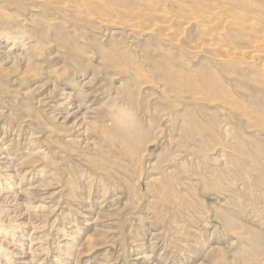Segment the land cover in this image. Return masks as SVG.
<instances>
[{"label": "rangeland", "instance_id": "374dc122", "mask_svg": "<svg viewBox=\"0 0 264 264\" xmlns=\"http://www.w3.org/2000/svg\"><path fill=\"white\" fill-rule=\"evenodd\" d=\"M23 1L0 0V264H264L262 63L147 26L154 5L219 6L234 26L217 43L255 40L264 0Z\"/></svg>", "mask_w": 264, "mask_h": 264}, {"label": "bare ground", "instance_id": "6f19581e", "mask_svg": "<svg viewBox=\"0 0 264 264\" xmlns=\"http://www.w3.org/2000/svg\"><path fill=\"white\" fill-rule=\"evenodd\" d=\"M7 1V0H6ZM16 1V0H15ZM20 1V0H19ZM23 1V0H22ZM31 1V0H30ZM35 2L37 1V0H34ZM34 1H33V3H34ZM42 1V0H41ZM45 1H47V0H45ZM45 1H43L44 2V4H45ZM54 1H56V3L55 2H53V0H52V2L54 3V4H52L51 5V2H50V4L48 5L47 4V6H57V3H60V5H61V3H63L61 6H63L64 8L65 7H69V8H71V3L73 2H70V0H54ZM76 2H77V0H75ZM78 1H81V0H78ZM119 1H121V0H119ZM139 1V0H138ZM161 1V0H160ZM163 1V0H162ZM170 1V0H169ZM169 1H166L167 3H169ZM173 1V0H172ZM175 1V0H174ZM174 1H173V3H174ZM176 1H178V0H176ZM175 1V2H176ZM184 1V0H183ZM203 2V1H207V0H194V2ZM211 1V0H210ZM228 1H230V0H228ZM236 1V0H235ZM23 2H26L27 3V1H23ZM38 2V1H37ZM37 2H36V4H37ZM40 2V1H39ZM38 2V3H39ZM43 2L41 3V4H43ZM47 2H49V1H47ZM102 2H105V1H102ZM140 2H142L141 0H140ZM147 2V1H146ZM165 2V1H164ZM232 2V1H231ZM234 2V1H233ZM10 3V2H9ZM15 2H13V4H14ZM17 3V2H16ZM20 3V2H19ZM25 3V4H26ZM31 3H32V1H31ZM78 3V2H77ZM83 3V2H82ZM95 3V2H94ZM123 2H121V4H122ZM138 3V2H137ZM136 3V4H137ZM143 3H145L144 1H143ZM172 2H170V5H172L173 4ZM228 3V2H227ZM76 3H74V5H75ZM103 4V3H102ZM102 4H101V7H102ZM135 4V3H134ZM141 4V3H140ZM151 4V3H150ZM155 4H157L156 2H155ZM200 4V3H199ZM212 4V3H211ZM222 4H224L223 2H222ZM229 4V3H228ZM231 4H233V3H231ZM18 5V4H17ZM30 5H32V4H30ZM59 5V4H58ZM91 5V4H90ZM152 5H154V3H152ZM166 5V4H165ZM169 5V7H171V8H173L172 6H170ZM177 5V4H176ZM193 5V4H192ZM202 5V4H201ZM207 5L209 6V4L207 3ZM207 5H203V6H201V7H204V6H207ZM225 6H226V3L224 4ZM19 6H22V4L20 3V5ZM42 6V5H41ZM93 6V5H92ZM91 6V7H92ZM105 6V9H106V5H104ZM108 6V5H107ZM126 6V5H125ZM125 6H123V7H125ZM138 6V5H137ZM141 6V5H140ZM156 6V7H155ZM164 6V5H163ZM175 6V5H174ZM178 6H179V4H178ZM194 6H196V5H194ZM44 7V6H43ZM72 7H74V6H72ZM77 7V6H76ZM79 7V6H78ZM83 7V6H82ZM146 7V6H145ZM151 7V6H150ZM154 7H155V9H153L152 11H153V13L151 14V20H152V24H149L148 22H146V23H148L149 25H147V26H149V29H153V27H156L155 29H157V31L159 30L161 33H159V34H157V35H159L160 36V34H163L164 33V35L168 38H170V39H173V40H176V41H182V43L181 44H183L184 43V45H186V42L189 40V39H192V38H190L191 36L192 37H194L193 36V33H192V31L194 32V33H197L198 35H201V36H203L204 38H203V40H204V43L202 44V45H200V46H196L197 47V49H200V50H205V51H207L206 53H209V54H214L215 55V59L217 58V56H222V58H225V57H233V55H234V57L235 56H238V57H240V59L241 58H243V60H244V62H245V60L246 59H244V58H248V59H250V61L251 60H255L254 62H256V61H258V63L259 62H261L262 64V69H261V74H263V75H261V76H264V33L262 32L263 31V29H262V34L260 35L259 33H260V31L259 32H257L256 33V35L257 34H259L260 36H258V38L256 39V37H255V35L253 36V37H255V40H250V41H247L248 39H246V40H244V39H242L243 37H240L241 39H237V40H235V39H233V41L230 43V44H228V43H226V45L225 46H223V45H221V44H219V43H217V40L218 39H220L221 37H222V35H223V32L226 30V29H228L230 26H231V22L228 20L229 19V17H228V10H227V8H225V7H214V8H211L210 9V7H209V10L208 11H206L207 10V8H206V10H205V12H203V14L201 15V14H198V13H196V10H189L190 11V13L189 14H186V15H184V16H182V17H180V16H177L176 18H174V17H171V16H168V15H166L165 13H162L163 12V7L161 6V7H158L157 5H154ZM189 7H191V5L189 6ZM213 7V6H212ZM59 8V7H58ZM75 8V7H74ZM126 8V7H125ZM132 8V7H131ZM141 8V7H140ZM196 9V7H191V9ZM197 8H199V7H197ZM23 9V8H22ZM92 9H94V8H92ZM105 9H103L102 11H105ZM108 9V8H107ZM124 9V8H123ZM127 9V8H126ZM133 9H134V7H133ZM166 9V8H165ZM164 9V10H165ZM190 9V8H189ZM231 9V8H230ZM39 10V9H38ZM66 10H68V8H66ZM72 10V9H71ZM112 10V9H111ZM129 10V9H128ZM135 10V9H134ZM161 10H162V12H161ZM198 10V9H197ZM37 11V10H36ZM84 11V10H83ZM110 11V9L107 11V12H109ZM127 11V10H126ZM142 12H144L143 10H141ZM168 11H169V9H168ZM234 11V10H233ZM69 12V11H68ZM86 11H84V13H85ZM93 12V11H92ZM129 12H131V11H129ZM134 12V11H133ZM4 13V12H3ZM87 13V12H86ZM86 13L84 14V15H86ZM110 13H111V11L108 13L109 15H110ZM128 13V12H127ZM135 13V12H134ZM133 13V16H135V14ZM137 13V12H136ZM147 13H149V11H147L146 12V14ZM169 13H171L170 11H169ZM168 13V14H169ZM20 14V13H19ZM77 14V13H76ZM102 14V13H101ZM131 14V13H130ZM130 14H129V17H130ZM139 14H141V13H139ZM172 15H174V13L172 12L171 13ZM178 14H180V13H178ZM232 14H236V13H232ZM243 14V13H242ZM241 13H240V15L241 16H243ZM106 15V14H105ZM111 15H113L112 13H111ZM231 15V14H230ZM3 16H4V14H2V16H0V17H2L3 18ZM16 16V15H15ZM15 16H14V20L15 21H17L16 19H15ZM82 16V15H81ZM92 16V15H91ZM101 17H104L103 15H100ZM114 16V15H113ZM132 16V15H131ZM137 16H139V15H137ZM136 16V17H137ZM175 16H176V14H175ZM236 16V15H235ZM239 16V15H238ZM240 16V17H241ZM246 16V15H245ZM245 16H244V18H245ZM5 17H7V16H4V22L6 23V19H5ZM84 18H85V16H83ZM86 17H88V16H86ZM107 17V16H106ZM110 17H112V16H110ZM115 17V16H114ZM128 17V16H127ZM141 17H142V15H141ZM239 17V18H240ZM249 16H247V18H248ZM8 18V17H7ZM19 18V17H18ZM89 18V17H88ZM87 18V19H88ZM116 18V17H115ZM132 18V17H131ZM135 18V17H134ZM138 18H140V17H138ZM238 18V17H237ZM256 18V17H255ZM101 19V18H100ZM114 19V18H113ZM144 20L146 19L145 18V15H144V18H143ZM250 19V18H249ZM7 20H9V19H7ZM13 20V19H12ZM11 19H10V21H12ZM91 20H93V19H91ZM106 20V19H105ZM104 20V21H105ZM111 20V19H110ZM114 20H116V19H114ZM139 20V19H138ZM242 19H240L239 21H241ZM245 20H246V18H245ZM20 21H21V19H20ZM97 21V20H96ZM96 21H95V23H96ZM123 21V20H122ZM140 21V20H139ZM139 21L137 22V21H131V22H127L126 21V23H121L120 25H123L124 26V28L125 27H135V28H140V27H142L143 25H145V24H143L142 26H141V22L139 23ZM248 21V20H247ZM247 21H245V22H247ZM3 22V23H4ZM8 22V21H7ZM51 22V21H50ZM94 22V21H93ZM92 22V23H93ZM106 22V21H105ZM107 22H108V20H107ZM111 22H113V21H111ZM110 22V23H111ZM125 22V21H124ZM143 22V21H142ZM241 22H243V21H241ZM240 22V23H241ZM4 23V24H5ZM53 23H54V21H53ZM109 23V22H108ZM110 23H109V25H110ZM151 23V22H150ZM244 23V22H243ZM250 23V21L248 22V24ZM255 23V22H254ZM254 23H251V24H249L251 27H254L253 29H258L259 27L257 26V25H255ZM258 23V25H259V22H257ZM7 24V23H6ZM13 24V23H12ZM11 24V25H12ZM236 24H238V25H241V24H239L238 22L236 23ZM235 24V25H236ZM247 24V23H246ZM246 24H244L245 26H246ZM247 24V25H248ZM10 23H9V25L7 24V28H6V26L4 27V28H6L7 29V31L10 29ZM100 25V24H99ZM2 26V25H1ZM0 26V27H1ZM9 26V27H8ZM98 26V25H97ZM96 26V27H97ZM101 26V25H100ZM111 26V25H110ZM109 26V27H110ZM114 25H112L111 27H113ZM118 26V25H117ZM123 26H121L120 28L122 29V27ZM147 26H146V28H144V29H147ZM176 26V27H175ZM177 26H178V29H177ZM193 26H195V28H193ZM234 25H232L231 27H233ZM237 26V25H236ZM235 26V27H236ZM260 27L262 26L261 24L259 25ZM12 27V26H11ZM14 27H16L17 28V26L15 25ZM20 28H21V26H19ZM18 27V28H19ZM26 27V26H25ZM181 27V28H180ZM4 28H0L1 30L2 29H4ZM9 28V29H8ZM100 28V27H99ZM99 28H98V30H99ZM102 28V27H101ZM105 27H103V29H104ZM114 28V27H113ZM180 28V29H179ZM237 28V27H236ZM248 28V27H247ZM14 28L12 27V29L11 30H13ZM24 28H21V32L23 33V31H25V29L23 30ZM28 29V28H27ZM106 29V28H105ZM104 29V30H105ZM110 29V28H109ZM112 29V28H111ZM144 29H139L140 30V33H141V31L142 30H144ZM240 29V28H239ZM261 29V28H260ZM259 29V30H260ZM5 30V29H4ZM11 30H10V32H11ZM23 30V31H22ZM104 30H102V31H104ZM117 30H119V29H117ZM128 30V29H127ZM137 30V29H136ZM138 30V31H139ZM231 30V32H232V29H230L229 28V31ZM247 30V29H246ZM250 30V29H249ZM252 30V29H251ZM250 30V31H251ZM13 31H15V30H13ZM28 31H29V29H28ZM27 31V33H28V37L30 36V34H29V32ZM96 31H97V28H96ZM114 31V30H113ZM124 31H126V30H124ZM137 31V32H138ZM145 31V30H144ZM228 31V32H229ZM237 31H240V30H237ZM248 31V30H247ZM255 31H257V30H254V31H252V32H254L255 33ZM1 32V31H0ZM17 32H19L18 30H17ZM21 32H19V33H17V35L18 34H20ZM92 32H94V31H92ZM98 32V31H97ZM99 32H100V30H99ZM110 32V31H109ZM143 32V31H142ZM145 32H148L149 33V35H150V32H151V30H146ZM190 32L192 33L191 35H190ZM227 32V33H228ZM243 32H245L244 30H243ZM16 32H14V34H15ZM26 33V34H27ZM118 32H116V34L115 35H119V34H117ZM126 33V32H125ZM148 33H146V34H148ZM154 33H156V32H154ZM153 32H152V34H154ZM225 33V32H224ZM226 33V34H227ZM236 33V32H235ZM12 34V33H11ZM25 34V35H26ZM96 34V33H95ZM101 34V33H100ZM128 33H126V35H127ZM138 34V33H137ZM142 34V33H141ZM146 34H144V32H143V34H142V36H144V35H146ZM151 34V36L154 38V36ZM226 34H224V38L226 37L225 35ZM239 34V33H238ZM2 35V34H1ZM0 35V37H2ZM5 35H7L8 36V34H5ZM21 35V34H20ZM24 35V34H23ZM131 35V34H130ZM136 35V34H135ZM139 35V34H138ZM138 35H136V36H138ZM148 35V36H149ZM155 35V34H154ZM163 35V38L165 37ZM189 35H190V37H189ZM195 35V34H194ZM240 36L242 35L241 33L239 34ZM243 35H244V33H243ZM242 35V36H243ZM251 34L249 33L248 34V36H246V38L247 37H249ZM16 36V35H15ZM123 36H124V34H123ZM131 36H133V35H131ZM130 36V37H131ZM162 36V35H161ZM245 36V35H244ZM14 37V36H13ZM16 37H18V36H16ZM21 37V36H20ZM27 37V38H28ZM140 37V36H139ZM147 37V36H146ZM197 37V36H196ZM198 37H200V36H198ZM25 38H26V36H25ZM99 38H100V36H99ZM133 38H134V36H133ZM142 38V37H141ZM159 38V37H158ZM168 38V39H169ZM189 38V39H188ZM7 39V38H6ZM18 39V38H17ZM32 39H33V37H32ZM31 39V36H30V40H32ZM150 39H151V37H150ZM164 39H166V38H164ZM12 40V39H11ZM34 40V39H33ZM112 40V39H111ZM154 40V39H153ZM160 40V39H159ZM14 41V40H13ZM139 41V40H138ZM155 41V40H154ZM156 41H157V38H156ZM184 41V42H183ZM211 41H216V42H212V43H210ZM228 40L226 39V42H227ZM17 42V41H16ZM19 42V41H18ZM190 42V41H189ZM188 42V43H189ZM229 42V41H228ZM24 43H26V42H24ZM23 43V44H24ZM33 43H34V41H33ZM32 43V44H33ZM178 43H180V42H178ZM178 43L176 44V42H175V44H176V46H178ZM7 44V43H6ZM27 44V43H26ZM30 44H31V41H30ZM223 44V43H222ZM22 46V45H21ZM140 46V45H139ZM194 46V45H193ZM193 46L191 47V48H193ZM22 47H24V46H22ZM137 47V46H136ZM196 47H195V50L194 51H196ZM3 48H5V47H3ZM26 48H27V46H26ZM139 48V47H138ZM188 48V50H189V47H187ZM20 49H22L21 47H20ZM31 49H32V47H31ZM31 49H30V51H31ZM33 49H34V46H33ZM32 49V50H33ZM141 49V48H140ZM6 50H10V54H11V52H13V51H11L12 49H6ZM191 50V49H190ZM200 50H198V51H200ZM0 51H2V50H0ZM22 51V50H21ZM24 51V50H23ZM3 52V51H2ZM9 53V51H6L5 53ZM26 52V51H25ZM28 52L29 51H27V54H28ZM192 52V51H191ZM197 52V51H196ZM203 52V51H202ZM1 53V52H0ZM4 53V52H3ZM16 53V52H15ZM24 53V52H23ZM205 53V54H206ZM196 54H198V52L196 53ZM208 54V55H209ZM5 55V54H4ZM15 55V54H14ZM20 55V54H19ZM204 55V54H203ZM6 56V55H5ZM12 56V55H11ZM201 56V55H200ZM210 56V55H209ZM7 57V56H6ZM22 58H23V56H21ZM24 57H25V55H24ZM233 57V58H234ZM237 57V58H238ZM9 58V57H8ZM15 58V57H14ZM211 58V57H210ZM221 58V57H220ZM24 59V58H23ZM212 59V58H211ZM218 59H219V57H218ZM228 59V58H227ZM226 59V60H227ZM247 59V60H248ZM230 60V59H229ZM239 59H237L236 61H238ZM219 61H221V60H219ZM218 61V62H219ZM239 61H241V60H239ZM238 61V62H239ZM249 61V60H248ZM248 61H246V62H248ZM26 62H27V59H26ZM29 62V61H28ZM227 62V61H226ZM253 62V61H252ZM251 62V63H252ZM253 62V63H254ZM237 63V62H236ZM250 63V62H249ZM239 64V63H238ZM237 64V65H238ZM246 64V63H245ZM244 64V65H245ZM260 64V63H259ZM258 64V65H259ZM242 65V64H241ZM254 65H256V63L254 64ZM258 65H256L255 67H257V68H259V66ZM239 66H240V64H239ZM243 66V65H242ZM242 66H240V67H242ZM246 66H248V65H246ZM251 66H252V64H251ZM254 67V66H253ZM249 68V70L251 69V67H248ZM257 68H255V69H257ZM242 69H244L245 70V67L244 68H242ZM259 70V69H258ZM253 71H255V70H253ZM260 71V70H259ZM147 72H148V70H147ZM256 72H257V70H256ZM150 74V73H149ZM259 74V73H258ZM264 78V77H263ZM147 83V82H146ZM151 85V84H150ZM180 85V84H179ZM149 86V85H148ZM194 94V93H193ZM181 95V94H180ZM63 97V96H62ZM198 97V96H197ZM64 98V97H63ZM68 98V97H67ZM66 98V99H67ZM186 99V98H185ZM192 99H194V98H192ZM69 100V99H68ZM66 101V100H65ZM58 102V101H57ZM194 102V101H193ZM218 102V101H217ZM65 103V102H64ZM63 103V104H64ZM67 103V105H69L68 104V102H66ZM73 103V102H72ZM78 103V102H77ZM58 104V103H57ZM80 104V103H79ZM59 105V104H58ZM60 105H62V104H60ZM67 105H65V106H67ZM225 105V104H224ZM64 106V107H65ZM71 106H74V104H72ZM70 106V107H71ZM76 106H78V105H76ZM58 107V106H57ZM62 107V106H61ZM75 107V106H74ZM73 107V108H74ZM79 108H80V106H78ZM77 107V108H78ZM56 108V107H55ZM76 108V109H77ZM79 108H78V110H79ZM85 108V107H84ZM59 109H60V106H59ZM65 109V108H64ZM70 109V108H69ZM68 110V109H67ZM62 111V110H61ZM64 111V110H63ZM53 113H54V111H52ZM56 112V111H55ZM66 112V111H65ZM78 112L77 111H75L74 113H72V117H74V115H76ZM59 114V113H58ZM60 114H61V112H60ZM59 114V115H60ZM63 114V113H62ZM71 114V113H70ZM69 114V115H70ZM54 115H56V114H54ZM82 115V114H81ZM80 115V116H81ZM83 116H85V115H83ZM83 116H82V118H83ZM66 117V116H65ZM68 118V117H67ZM77 118V117H76ZM79 118V117H78ZM81 118V117H80ZM81 118V120H82V122H84V120ZM58 119V118H57ZM66 119V118H65ZM62 120V119H61ZM64 120V119H63ZM62 120V121H63ZM72 120V119H71ZM75 120V119H74ZM77 120V119H76ZM75 120V121H76ZM67 121V120H66ZM77 122V121H76ZM65 123V122H64ZM80 123H81V121H80ZM81 126V125H80ZM36 137V136H35ZM35 137H31L32 139H34ZM138 138V136H136V139ZM36 140H37V138H35ZM1 140V139H0ZM30 140V139H29ZM83 141V140H82ZM3 142H4V140H3ZM30 142V141H29ZM2 143V141L0 142V144ZM32 143V142H31ZM34 143H32V145H33ZM6 145H7V143H6ZM8 145H11L10 143L8 144ZM31 145V146H32ZM5 146V145H4ZM8 147H10V146H8ZM28 147V146H27ZM33 147H34V145H33ZM32 147V148H33ZM3 148H5V147H3ZM29 148V147H28ZM27 148V149H28ZM31 148V149H32ZM26 149V148H25ZM30 149V150H31ZM34 149V148H33ZM33 149H32V153H33ZM1 150V149H0ZM4 150V149H3ZM2 150V151H3ZM6 151L4 152V153H6L7 152V150H9V149H5ZM30 150H29V152L28 153H30ZM38 150V149H37ZM26 151H28V150H26ZM40 152V151H39ZM41 153V152H40ZM11 154V153H10ZM7 155V154H6ZM9 155V154H8ZM32 155V154H31ZM10 156V155H9ZM0 157H3V156H0ZM8 157V156H7ZM3 158H5V156L3 157ZM2 159V158H1ZM7 159V158H6ZM5 160V159H4ZM3 163V162H2ZM1 165V164H0ZM7 165V164H6ZM3 167V166H2ZM1 167V168H2ZM6 167V166H5ZM8 167V166H7ZM35 168V167H34ZM31 170V169H30ZM29 170V171H30ZM33 170H36V169H33ZM32 170V171H33ZM38 170V169H37ZM40 170V169H39ZM6 171V170H5ZM3 172V171H2ZM28 172V171H27ZM37 172V171H36ZM39 172V171H38ZM40 172H41V170H40ZM5 173V172H4ZM12 173H14V172H12ZM9 174V173H8ZM35 174H37V173H35ZM41 174V173H40ZM5 175H6V173H5ZM24 175V174H23ZM32 175H33V173H32ZM42 175V174H41ZM11 176V175H10ZM36 176V175H35ZM14 178H16V177H14ZM21 178V177H20ZM30 178V177H29ZM20 181V180H19ZM23 181H25V180H23ZM35 181V180H34ZM12 182V181H11ZM9 183V182H8ZM14 184V183H13ZM29 185V184H28ZM35 185V184H34ZM11 186V185H10ZM18 186V185H17ZM16 186V187H17ZM7 187H9V186H7ZM30 188H31V186H29ZM3 188V187H2ZM30 188H29V190H30ZM13 189V188H12ZM33 189H34V187H33ZM35 190V189H34ZM3 191V190H2ZM21 191V190H20ZM32 191V190H31ZM26 193V192H25ZM10 194V193H9ZM8 195V194H7ZM4 196V195H3ZM12 196V195H11ZM49 198V197H48ZM51 199V198H50ZM46 202V201H45ZM49 204V203H48ZM37 206H38V204H37ZM36 206V207H37ZM46 206V205H45ZM41 207H44V205L42 206V204H41ZM45 208V207H44ZM39 209V208H38ZM46 209V208H45ZM88 209V208H87ZM46 211V210H45ZM37 214L39 213V212H36ZM34 214V215H37V214ZM50 213V212H49ZM52 213V212H51ZM44 214V213H43ZM46 215V214H45ZM38 216V215H37ZM40 216V218H41V215H39ZM49 217H50V214L48 215ZM43 217V216H42ZM35 218V217H34ZM38 219V218H37ZM42 219V218H41ZM49 218L47 217V219H46V221L48 220ZM34 220V219H33ZM39 221V220H38ZM41 221V220H40ZM34 222H35V220H34ZM42 222V221H41ZM43 223V222H42ZM47 223V222H46ZM32 224H34V223H32ZM41 224V223H40ZM44 224H45V222H44ZM70 224V223H69ZM89 224V223H88ZM38 225H39V223H38ZM90 225V224H89ZM20 226V225H19ZM46 226V225H45ZM44 226V227H45ZM21 227H22V225H21ZM37 228V227H36ZM34 229H35V227H34ZM37 230V229H36ZM40 230V229H39ZM72 230V229H71ZM70 230V231H71ZM35 231V230H34ZM66 231V230H65ZM74 231V230H73ZM34 233V232H33ZM36 233V232H35ZM66 233V232H65ZM71 233H72V231H71ZM75 232H73L72 234H74ZM31 235V234H30ZM64 237V236H63ZM155 237V236H154ZM153 237V238H154ZM38 238V237H37ZM39 239V238H38ZM66 239V238H65ZM64 238L62 239V240H65ZM34 240H35V238H34ZM68 240V239H67ZM90 240H92V239H90ZM89 240V241H90ZM30 242V241H29ZM33 244V243H32ZM31 244V245H32ZM35 244V243H34ZM40 245V244H39ZM32 247V246H31ZM29 248V247H28ZM97 248V247H96ZM31 249V248H30ZM37 249V248H36ZM255 249V248H254ZM253 248L251 249V251L252 250H254ZM33 250V249H32ZM257 250V249H256ZM255 251V250H254ZM29 252H30V250H29ZM33 252V251H32ZM97 252V251H96ZM96 252H95V254H96ZM253 252V251H252ZM17 254H19V253H17ZM37 254V253H36ZM141 254V253H140ZM21 255V254H20ZM23 255V254H22ZM31 255V254H30ZM142 255V254H141ZM27 256V255H26ZM32 256V255H31ZM36 256V255H35ZM146 255H144V257H145ZM17 257H19V256H17ZM23 257H24V255H23ZM34 257V256H33ZM33 257H31L30 259L32 260L33 259ZM26 258V257H25ZM141 258V257H140ZM143 258V257H142ZM20 259V258H19ZM27 259V258H26ZM34 260H36V258H34ZM38 260V259H37ZM25 261V260H24ZM23 261V262H24ZM56 261V260H55ZM148 261V260H147ZM25 263H27V262H25ZM36 263V262H35ZM57 263V262H56ZM152 264V263H151ZM154 264V263H153Z\"/></svg>", "mask_w": 264, "mask_h": 264}]
</instances>
